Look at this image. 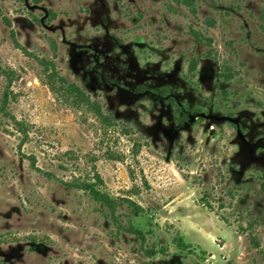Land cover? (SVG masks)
<instances>
[{
  "label": "rangeland",
  "instance_id": "obj_1",
  "mask_svg": "<svg viewBox=\"0 0 264 264\" xmlns=\"http://www.w3.org/2000/svg\"><path fill=\"white\" fill-rule=\"evenodd\" d=\"M195 6L0 0V264H264V0Z\"/></svg>",
  "mask_w": 264,
  "mask_h": 264
},
{
  "label": "trees",
  "instance_id": "obj_2",
  "mask_svg": "<svg viewBox=\"0 0 264 264\" xmlns=\"http://www.w3.org/2000/svg\"><path fill=\"white\" fill-rule=\"evenodd\" d=\"M196 1L197 0H177L179 4H185L188 7H190L193 13L195 14L197 11L195 6ZM0 15H3L1 8H0ZM206 24L207 26H215L216 20L214 18H208L206 20ZM192 32L198 42H202L208 46L212 45V39L208 37L205 33L196 31L195 29H193ZM41 63L45 67V71L48 73V78L53 89H55V85H57L61 89V91H63L68 96V98H70L73 101L74 105L85 106L88 110L93 112L94 115L102 121V123H104L107 126L115 125L114 115L112 113L105 112L100 102L94 100L86 90L79 87L77 84L67 81L65 77L60 76L53 62L45 59L42 60ZM197 66H198V61L195 60L191 62L190 65L191 71H195L197 69ZM0 72L6 73V71L3 69L1 65H0ZM220 76L223 79L229 80L232 78L233 75L231 73H226L222 71L220 73ZM12 119L14 120L17 129L26 134V131H24V129L22 128V123L18 121L14 116ZM23 141H25V139H23ZM93 179L94 180L92 181L84 182L82 185L83 189L87 191L95 201L103 204L106 208H108L112 212H115L117 208L116 207L117 202L107 191L103 189V183H104L103 179L98 173L95 174V177ZM127 201L130 203V205L135 206V210L137 212L141 211V208L137 206L133 201L131 200H127ZM130 231L144 238L143 232L138 230L137 228L131 227ZM178 244L181 247H186L183 238H179ZM157 253L158 252L154 247L146 250V255L148 257H154Z\"/></svg>",
  "mask_w": 264,
  "mask_h": 264
}]
</instances>
